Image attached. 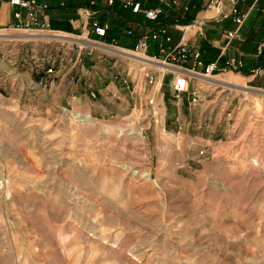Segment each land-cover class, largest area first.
Segmentation results:
<instances>
[{
  "label": "rangeland",
  "instance_id": "374dc122",
  "mask_svg": "<svg viewBox=\"0 0 264 264\" xmlns=\"http://www.w3.org/2000/svg\"><path fill=\"white\" fill-rule=\"evenodd\" d=\"M113 1L55 0L68 7L53 11L95 13L109 44L82 21L56 32L80 43L0 30V261L12 245L52 264H264V55L253 79H191L177 98L167 76L157 93L144 70L159 81V69L88 44L152 29ZM135 1L162 9L174 43L193 32L198 48L196 32L229 27V0ZM184 6L215 17L183 25Z\"/></svg>",
  "mask_w": 264,
  "mask_h": 264
},
{
  "label": "built area",
  "instance_id": "2783aa9c",
  "mask_svg": "<svg viewBox=\"0 0 264 264\" xmlns=\"http://www.w3.org/2000/svg\"><path fill=\"white\" fill-rule=\"evenodd\" d=\"M159 1L164 3L165 0H147ZM230 7L227 14H223L220 20L229 18L231 23L238 28L244 19V16L238 12L237 0H229ZM8 3L15 8L13 12V20L15 22L13 29L16 31H25L29 34L36 33H56L57 31L51 30L50 27V14L48 5L46 3H38L35 0H8ZM113 0H107V6H112ZM222 2L216 1L218 11L221 14L220 7ZM122 6L125 9L131 10L133 15L142 14L143 20L148 24L158 23L163 16L162 9L156 7H144L140 1L135 0H122ZM169 8L176 7V0H169L166 3ZM186 10V8H184ZM78 19L82 21L83 28H88L87 35H93L96 40H103L110 31L111 27L108 23L101 22L93 18L95 13L89 12L85 8H78L76 10ZM90 19V20H89ZM73 19H69L72 24ZM186 28V27H184ZM126 36H131L132 31L126 30ZM37 35V34H36ZM237 35L236 30H227L225 37L227 41L234 39ZM102 45L101 42L95 41ZM155 44L159 55H148V51ZM104 45V44H103ZM107 46V45H104ZM111 47L126 51L133 55H140L146 59L155 61L157 64L166 66L169 70L161 72V78L157 77L150 70H144V78L146 82L152 86L157 87V93L160 91L167 76H170V89L174 97H179L182 93L186 92L191 79L204 78L213 79L214 76L226 72L238 73L242 67V62L239 59L227 58V60L214 61L205 63L202 60L199 50L192 48L185 41L180 40L174 43L167 28L160 26L156 31L143 34L138 37L136 44L132 49L121 48L117 46L116 40L112 41ZM259 69L251 71L252 76L259 74ZM198 80V79H197ZM195 96V94H194ZM192 100L196 102V98ZM154 99L149 100V104L153 105ZM7 186V180L0 176V194Z\"/></svg>",
  "mask_w": 264,
  "mask_h": 264
},
{
  "label": "crops",
  "instance_id": "0c3cea01",
  "mask_svg": "<svg viewBox=\"0 0 264 264\" xmlns=\"http://www.w3.org/2000/svg\"><path fill=\"white\" fill-rule=\"evenodd\" d=\"M38 3H46L48 5V9L52 7L55 3V0H35ZM238 12L244 16L242 24L236 28L237 35L234 39L227 41L225 34L221 33L219 30L214 29L209 26H205L204 32H196L199 34L196 38L199 40L197 42L198 48H194L193 45H189L188 41L195 34L193 32H189L188 34L185 32L182 36V40L185 41L189 46L194 49H197L201 53L202 60L205 63L214 61L215 59L226 60L227 58L234 57L235 59H239L242 62V67L239 72L236 73L238 77H242L243 75L250 76L251 71L260 68L257 66L258 61L256 62L258 57L264 55V0H238L237 3ZM15 8L12 7L8 0H0V30H8L13 29L14 20H13V12ZM54 10H49V14L52 18L59 20V17H63L60 13H53ZM58 11V10H57ZM56 12V10H55ZM198 13L193 22L199 25L198 30L201 29L200 26L203 25V21H211L215 16L204 17V15H209L206 12H201L200 18H198ZM141 16V13L136 15L137 18ZM68 17V16H67ZM61 20V19H60ZM74 22L71 25L73 30H77L80 26V20L78 19L77 13L73 18ZM139 20V19H138ZM229 26L227 29H232L230 26V19L227 18ZM225 21L221 22L223 24ZM141 23V24H140ZM141 26L148 25L144 22H140ZM231 23V24H230ZM191 26H187L190 28ZM149 31L140 32L141 34H146ZM187 34V35H186ZM180 37V35H179ZM256 63L254 65L253 63ZM264 62V61H263ZM260 73H262L261 69ZM254 76H251L250 79H253ZM11 245V244H10ZM13 248V246L11 245ZM35 248L36 246L33 245ZM12 248L8 250V257L4 261H0V264H26L29 262L30 264H52V262H58L54 256L49 254L39 255L38 253L34 254L32 258H27L23 253L19 254L17 251H14Z\"/></svg>",
  "mask_w": 264,
  "mask_h": 264
},
{
  "label": "trees",
  "instance_id": "16d2710c",
  "mask_svg": "<svg viewBox=\"0 0 264 264\" xmlns=\"http://www.w3.org/2000/svg\"><path fill=\"white\" fill-rule=\"evenodd\" d=\"M197 1H201V0H196L195 2H197ZM154 2H156V1H154ZM195 2L193 1V3H195ZM114 3H113V5H115ZM63 4L64 5L61 6V4L59 2L57 4L55 3L52 7L49 8V10L51 9V10H54V11L55 10L56 11L57 10L60 11L61 9H63V7H65V8L68 7V4H65V3H63ZM80 4H81V2H80ZM156 6L157 5H154L153 7H156ZM69 7H70V15L68 17H63V20H61V21L57 20L55 18H52L50 16V27H51V30L75 34V30L72 29V27H71V25L69 23V19H73L75 17L76 10L78 8L82 7V6L70 3ZM184 8H186V10H184ZM182 11H183L182 13H184V14H182L181 17L183 18V16H184V19L179 17L175 21L181 22L183 25H188L189 23H191L193 21L194 15L191 14L190 7H188V6H184L182 8ZM130 13L132 14L131 10H130ZM161 18H162V20H164L166 18V15H163ZM162 20L160 19V21H162ZM159 22L158 23H153V24H148L147 23L148 27L152 28V29L149 30L148 33L156 31L161 26V23L159 24ZM66 23H67V26L66 25L64 26V24H66ZM111 33H112V29H110V31L108 32V35L103 39V41H105V43L109 44V41H111L110 40L111 39V36H110ZM123 35H124L123 38H124L125 42H121V43L117 42V46L121 47V48L132 49L134 47V45L136 44L138 37L143 35V34H141V33H138V34L133 33L131 36H126V34L123 33ZM148 55H150V56L159 55L158 49H157L155 44H153L152 47L150 48V50L148 51ZM256 69H258V68H256Z\"/></svg>",
  "mask_w": 264,
  "mask_h": 264
},
{
  "label": "bare ground",
  "instance_id": "6f19581e",
  "mask_svg": "<svg viewBox=\"0 0 264 264\" xmlns=\"http://www.w3.org/2000/svg\"><path fill=\"white\" fill-rule=\"evenodd\" d=\"M18 37H22L23 39H25V38H36V37H39V36L36 35V34H34V35L33 34H25V35H21V36H18ZM46 37L53 38V39H58V40H63V41H67V42H77V43L82 42L81 39L71 38V37H68L66 35L59 34V33H55L53 35H46ZM88 44L90 46H92V47L98 48L100 50H103V51H106V52H109V53L122 55V56H125V57H128V58H132V59L138 60L142 64H145L147 66L156 67L157 69H159V71H162V72H164L166 70H169L168 68H166V66H164L162 64H157L155 61L150 60V59H146V58H144V57H142L140 55H133V54H130V53L126 52V51H120V50H117V49H114V48H111V47H107V46L99 45V44H95V43H88ZM199 79L205 80L204 78H199ZM206 80H210V79H206ZM210 81H213L212 83H218V81H215V80H210ZM157 87H158V85H157ZM160 103H161V100L159 101V104Z\"/></svg>",
  "mask_w": 264,
  "mask_h": 264
},
{
  "label": "water",
  "instance_id": "95a60500",
  "mask_svg": "<svg viewBox=\"0 0 264 264\" xmlns=\"http://www.w3.org/2000/svg\"><path fill=\"white\" fill-rule=\"evenodd\" d=\"M39 37L36 38H43V39H47L48 37H46V35H38Z\"/></svg>",
  "mask_w": 264,
  "mask_h": 264
}]
</instances>
